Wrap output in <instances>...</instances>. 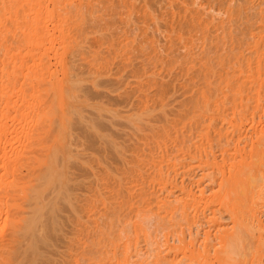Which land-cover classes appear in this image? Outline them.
Masks as SVG:
<instances>
[{
	"label": "rangeland",
	"instance_id": "1",
	"mask_svg": "<svg viewBox=\"0 0 264 264\" xmlns=\"http://www.w3.org/2000/svg\"><path fill=\"white\" fill-rule=\"evenodd\" d=\"M4 1H5V4H9V2H10L9 5L11 6V1L14 4V2L16 0H11V1L10 0L9 1L3 0V2ZM20 1H21V3L19 2L20 5L18 4V0L16 1L17 3L15 2L16 5L14 4L15 5L14 7L16 8V10L22 9V11L21 10L19 12L17 11L19 13V15H18L19 17H17V16L14 17L15 14H11L12 12L8 9L7 13L3 12V13H6L7 15L5 14L6 16H4V17L2 15V17L4 19L1 18L3 21H1V23H0V29L3 30V31L0 30L1 31L0 32V39H1L0 45H2L0 47V48H2V50H0V68H1L0 69V82L5 83V84H3V83L2 84L6 87V89H5V87L0 83V85L3 86V87L0 86V126H1L0 127V136H1L0 137V144H1L0 145V182L4 181V179L7 181V182L4 181V184H2V182L0 184V185H2V186H0V196H1L0 198L2 199V200L0 199L1 200L0 201L1 202L0 203V205H1L0 206V210H1L0 211L1 212V214H0V264H26V263L27 264H119V263L120 264H179V263L180 264H264V231H263L264 227L261 229L259 228L257 230L256 229V228H258L257 222L255 223V226L257 225V227L254 228L255 230H253V228L251 229L249 227H246L247 232L244 233V231H246V230H244L245 227H242V230H241L242 234L244 236L246 235V238L248 237L247 241L245 242L246 246H244L247 249L245 248L242 250L243 247H241L240 248L241 251L240 252L238 251L239 253L237 252V254H235L236 253L235 252L234 255H236V256H233V257L232 256L228 257V255L227 256L223 255V257L218 258L216 256V251H219L220 249H222L221 248L222 245H220L221 240H218V239L222 238L224 236L223 234H229L232 232H236L235 227L237 226V224H236L235 219L233 218L232 212H235L236 214L240 215L242 220H245V223L248 222V217H250V214L247 213V211H248L247 197L242 193L240 196H234L232 198V195H231V198H226V191L238 190L239 185L238 184L236 185L235 183H233V180L238 176H244V177L247 176L248 174H250V170L254 172V169H255L257 172H259L258 174L260 175L261 180L263 181V179H264V165L262 166L260 164L258 166V163L254 162L253 158H252V155L255 151V147L257 146V144L259 143V141L262 139V136H263L260 133L261 132L260 129H262V126H264V114H263V112H264V101L261 100V102L258 103V102H256V99L255 100L252 99L249 103L245 102V101L243 103H241L240 101H241L242 96H240V95L237 99V100H239L240 106L237 104H234V102L230 101L231 103L229 102L230 104L228 103L229 105L227 106V111L229 110L230 112H227V114L231 115L230 116L231 118H233L235 116L234 113L238 114L237 117H239V114H241V115L243 114V116L247 115L248 120L246 118L245 122H243L241 124L242 129H243L242 130L243 136H241V135L240 136H234L230 133L232 136L231 135L225 136L226 138H223L225 141H223L222 139L220 140L217 136H214V139H215V137H216V139L213 141V137H212V140L210 139V142H207V140H203L201 142L202 138L199 136L198 139H196L197 137L192 138V139H194V142L189 140L192 144L190 142H188V144L186 143L187 141H185V140H186V138L189 139V137L185 136L186 138H185V140H183L185 142V144H187V145L191 144L190 145V152H188L189 150L187 148L189 146L185 148L184 147L185 144L182 145V147H180L181 145H179L182 143V142L179 143L182 139L179 140V142H177L180 137L176 139L175 138L176 135L174 136L173 135L174 133L172 134V131H168L170 133V136L172 134L174 138L170 137L169 139H171V140H169L168 137L164 138L166 136H169L168 135L169 133L168 134L166 133V136H165V132H163V130L167 129V126H168V129L171 130L170 128L173 127L176 120L179 119L178 115H181L184 111L186 112V110H184L182 112L183 108L185 109L184 104L186 106V103L188 101V99L186 100V98H188L191 95V93L193 92L192 89L190 90V88L188 90V87H190L188 84H190V82H193L194 79H196V77H195L194 79L191 80V76L196 74V70H194V69H197L199 64L194 66L197 68H192V66H191L190 68L192 70H190L188 67H187L188 69H186L185 67H182V66L176 64L175 66L174 65L170 66V68H171L170 70H172L171 72L166 71L167 68L165 69V67H163L164 68V70H163L162 65L159 66L160 70L158 68L156 69L154 67L155 69H150L151 71L149 70L148 73H146V72L143 73L145 71L144 70V71H142L141 74H139L142 69L137 70L136 68H134V70H135V72H134L133 68L126 66L127 65L126 62L128 60L129 61L133 60L134 63L136 62L138 65V63H140L142 60H145V59L147 60L148 58H145V59L142 58L145 56L144 55L142 56L141 51H139V53H138V51L129 53V52H126V50H124V51L119 50L120 53L117 55H120L122 57L121 59L118 58L117 55H114L111 52V50H112L111 48L115 47L118 44L115 47L118 49L120 45L123 46V44H124L121 41V39L122 40L124 39L123 37L121 38L119 36H115V38H111V37L109 38V36H111L113 34L115 35L117 33L116 30L113 31V29L115 27H113L111 32L110 31H106V32L102 31V32H95L94 33L95 35H93V33H91L89 35V37H88L89 39L87 38V41H86L87 44L85 43V45L84 44L83 45L89 46V48H90V45H92V47L95 46L94 48L97 47V50L96 49L94 50V48L91 47L92 52L90 53L89 48L87 49V47H84V48H86V51L88 50L87 52L83 51V53L86 54L85 55V54H82V52H78L79 50L77 48V45H74L75 48L73 47L74 49L72 51H75V53H77V54H75V53L73 54V52H72V54H70L71 55L70 56L71 62L74 63V64L72 63L73 64L72 68L74 71V72L72 71L73 72L72 74L77 73L76 75L75 74L74 75L77 76L79 74L78 75L79 78L81 77L80 78L81 79L80 86L83 88V90H81V93H83V94L85 93L84 97L86 96V99H88L82 105V108L84 110L82 108H81L82 111L80 110L82 114L84 113L83 115H85L86 120L83 121L81 119L82 121L80 122V118L76 113L72 115L73 116L72 118H74V119L69 120L67 124L70 125L72 122V125H73V127H72V125L69 126V132L71 131L70 136H72L71 139L69 137V140L71 141V144H72V146L70 145L71 146L70 149L72 148L71 151L73 152L74 155L72 158H70L71 159L70 161H64L63 157L60 158V156H62V155H59V157L57 159L59 162L56 161V165L58 164L60 167L61 164H63V163L66 164L67 162H70L69 164L67 163L68 164L67 166L70 167V169L68 171L69 174L67 173L69 175L68 176L69 177L68 178L69 184L67 182L66 188H70L71 192L74 191L73 193L76 196L75 199H73L72 202L67 200V196H66L67 189L66 188L64 189V187H63V192L58 193L59 189L61 188V186H60L61 183L57 179V180H55V182L54 181L50 182L47 185V187H45L44 202L48 205L45 204L47 207L46 206H45V208L43 207V210H41V212H35V210L30 208L32 210L31 211L28 207L29 204L26 205L27 202H25V204H24V205H26L25 207H27L25 209V211L27 212L26 213L27 215L26 214L21 215V212L20 213L14 212L12 210V207L10 206L13 203L12 198H14V196H16V194L18 195V193H17L18 190L16 191V189L14 188L15 191H13L14 189H13L12 183H14V182L16 183V181H17V183H23V185L25 183V185H26V183L33 182L34 178L37 176L44 177L43 176L44 173L49 171L45 165L43 166V164H42L41 166H39L36 164V163L40 162L39 159H41V161H42V159L46 158V157H42V156H44L48 153V152L46 153L47 148L50 149L51 145L54 142V137L50 136V133H53V130H51L52 131L51 132L50 128H49L50 133L48 130H46V132H47L46 135L49 134L50 138H48V136L46 137V135H42L43 132H40L41 129L38 130L39 125H38L37 119H39L38 117L40 116V114H42V111L44 110V106L45 105L49 106L50 102L52 100V97L50 98L49 94H47V96L44 95L46 93L51 94L52 91H49L48 89L47 90L49 92L47 90H44L43 86H41V84H40L41 87L39 86V88H36V87H38L39 84L33 85V83L36 82L35 80H37V78L39 77L38 74L40 73L39 72L40 70L38 67L41 66V69L43 67L42 63H41L42 65L39 64L40 60L44 62V60H43L44 56L42 59V56L39 55V53L41 51L45 50L46 53L44 52L43 54L44 55L46 54V56L48 57V59L45 57L48 60V62H47L48 69L50 71L52 69V71L54 72V70L57 68L56 69V71H57L56 75L60 79V80L59 79L58 80L61 81V83L66 82V75L64 73V70L61 67L63 65H61V66L59 65V64H61V62L59 60V59H61L60 57L62 56V58H64L63 54L65 56V53H63L62 47L65 46L64 43L66 41L64 42V38L61 37V39H60V36H59L60 28H63L64 25H66L63 22L65 20V18H63L64 20H62V23L64 24L63 26L61 24L62 27L59 26L60 24L58 23L59 24L58 26L60 27L59 30L57 29L58 26H57V28H56V26L54 27V25L56 23L54 24L53 22H49V24H48L49 31L47 30V32H49V34H50L49 37H51V35H52L53 38L51 37L52 38L51 41H50L51 38H49V39L46 38L47 43H48V40H49V42H52V43H48V45H47L46 40L44 42L43 34H41V33H39L41 35L38 34V32H40L39 29H38V31H37V29H34V30H36L35 32H37L36 34H38V35H34L33 31L31 30L33 27V25L31 26V24H30L31 19L34 20V18L37 15V12L34 11L35 6H36V5L33 6L34 1L32 0L33 2L30 3L31 1L27 0L29 2L28 4L31 6V8H34V9L31 10L30 7H27V11H25V12H24V10H26V5L28 6L27 1L26 0L25 1L20 0ZM39 1L36 0V3ZM45 1L41 2V3L42 4L44 3L43 5H45V3H46ZM47 1H48V3H46V7L43 6V8L45 9L49 6V8L53 11V7H54V5H52L53 2L51 3V1H49V0H47ZM108 1H110V0H108ZM239 1L240 0H238V1L230 0L229 4L233 3L234 5L237 6L240 3ZM1 2L2 1L0 0V8L2 7V4H4L3 2L2 3ZM22 2H24V3H22ZM110 2H115V1L112 0ZM116 2H117V0H116ZM119 2H120V0H119ZM211 2H214L215 3L214 5L218 6L217 0H212ZM25 3H26V5L24 6ZM98 3L100 4L99 1H98ZM98 3H97V5H98ZM117 4H119V3L117 2L116 5ZM226 6H228V5H226ZM230 6H232V5H230ZM239 6H241V3H240V5H238V7ZM246 6H244V7H246ZM248 6H249L248 8L244 9L245 11H247L246 13L243 10V12L241 11L242 13H239V14L237 13V16L235 14L236 19H234V22H235V20L236 21L241 20V19L237 20L239 15L240 16L242 15L241 16L242 19H243V17H246V18H244L245 20L244 19L241 20V22H239L240 24L239 23L235 24L236 22L235 23L232 22V24H234L233 26L237 25L236 28L238 27L237 29L235 27H233L232 31L235 32V30H236V33H238L239 31H241V30L243 31V29H244V32H246L247 34L248 33L251 34L252 32L254 34H258L261 31H263V29H264L262 24H259V23H258L259 25L255 24L257 30H253V29H255V28H253L251 30L252 32H250L249 31L250 28H247L249 25L246 26L247 24L245 22L248 23V21L250 19L252 22L254 20L260 19L259 17H261L262 19L264 18L263 17L264 14H261L264 12V0H255V1L251 2L250 4H248ZM22 7H24V8H22ZM117 7H118V5H117ZM222 8H224V7H222ZM228 8H230V7L228 6ZM228 8L226 7V9H228ZM100 9H101V7L99 8V10ZM237 9L239 10V8H237ZM247 9H249V10H247ZM29 10H31V12ZM96 10L98 11V9H96ZM117 10H118V8L116 9V11ZM221 10L223 12L227 11L228 13L227 12L223 13L221 11L222 17L220 16L221 17L220 19L226 20V18H227V21H228V19L230 20L231 16H230V12L228 11L229 9L228 10L221 9ZM28 11L31 14L27 15ZM61 11L65 12L64 7L61 9ZM116 11H115V9L114 10L108 9V10H102L101 11L102 14L104 13L103 15L100 12L99 13L97 12V13L100 16H105L106 19H109L108 22H111V24L109 23V25H111V26H114L116 24H117V26H120V27L124 26V24L130 26L138 18V16H137L138 14H136L135 12L130 13L132 11L131 10L129 11V9L127 10V12H126V10L124 11L123 9H121V11L119 10L120 14H117V13L115 14ZM122 11H124V12L122 13ZM258 13L261 14V16H259ZM98 14H97V16H98ZM223 14H225V15H223ZM24 15L30 17L31 19L26 17V16L24 17ZM38 15H40L39 12H38ZM38 15H37V17H38ZM9 16H12V17H9ZM21 16L24 19L26 18L25 20L27 22L30 20L29 24L31 26V29L28 26L27 22ZM228 16H229V18H228ZM256 16H258V17L256 18ZM20 17H21V19H20ZM249 17H250V19H249ZM6 18L9 21H7ZM246 19H247V21H246ZM16 21H18V22H16ZM22 21H24V22H22ZM59 22H61V21H59ZM256 22H258V20ZM10 23H11V25H10ZM23 23L25 24V26ZM249 23H250V21H249ZM254 23H255V21L253 23H250L251 26ZM244 24H246L245 27L243 26ZM19 25H20V27H19ZM7 28H9V30H7ZM14 28L16 31L14 30V32H13ZM4 29H5V31H4ZM29 29H30V33H28ZM41 29H42L41 30V32H42L44 28H41ZM46 29H45V31H46ZM116 29H117V27H116ZM246 29H248V31ZM17 30H18V32H17ZM25 31H27V33ZM242 31L238 33L239 35L238 34H236V35L240 36L242 34ZM103 33H105V34L103 35ZM110 33H113V34H110ZM246 33H245V35H247ZM5 34H6V37H5ZM27 34H29V35L33 34V35H31L32 37L34 36L33 39L29 35L27 37ZM106 34H108V38L106 37L107 36ZM249 34H248V36H251V37H248V39L251 38L250 40L251 41L253 40V41L251 42L248 39L245 40L246 43L248 42V45L245 47L246 49H244L245 53L248 52L247 49L250 48V47L248 48V46H250L251 43L258 41V38L256 40V38L255 39L253 38L252 34L251 35H249ZM36 36H39V37L42 36L43 40L40 37V41L42 40L44 42L43 43L41 41L43 45H41V44L39 45L40 41H39V39H36ZM105 38H107V39H105ZM80 40H82V39H80ZM80 40H78V41L80 42ZM219 40L221 42L222 39H218V41ZM223 40H224V38H223ZM37 41H39V42H37ZM109 41H110V43H109ZM111 41H113V42H111ZM159 41H162V39H159ZM225 41L226 40H224V42L223 41L222 42L224 44H226ZM10 42H12V43H10ZM162 42H164V41H162ZM249 42H251V43L249 44ZM45 43L47 45L46 46L47 48L45 47ZM80 43H82V42H80ZM50 44H52L51 45L52 47L50 46ZM134 44H136V43L134 42ZM253 45H252V47H253ZM99 47H102V48L100 49ZM109 47H110V49H109ZM43 48H45V49L43 50ZM76 48H77V50H76ZM226 48L227 47L225 46L223 49L226 51L228 49V48L227 49ZM40 49H41V51H40ZM56 49H58V50H56ZM119 49H121V48H119ZM55 50H56V52L54 53ZM58 51H60V53ZM96 51L99 53L101 51L102 55L97 53ZM196 51H198V50H196ZM93 53L95 54L94 56H93ZM121 53H122V55H121ZM124 53L126 54V56L123 55ZM195 53L196 52L194 51V54H193L194 58L196 56H198L195 58L196 61L197 60L202 61L201 59L204 58L203 55L201 56L200 52H197L196 54ZM224 53L226 54L227 52H224ZM55 54H57V56L60 55L59 59L56 57ZM161 54L164 55V53H161ZM246 54H249V53H246ZM163 55H161V56H163ZM3 56H4V58H3ZM109 56L117 57V59H116L117 60L116 65L117 66L113 65L112 69L104 70V73L106 72L105 74H103V71H101V73L100 72L98 73L97 72L98 66L96 67V64H93L94 63L93 61L97 58L99 60L105 59L108 62V61H111L113 59ZM66 57L69 58L68 54ZM107 57L111 58V60H109ZM123 57L127 58V60H125V58H123ZM86 58H87V60H86ZM67 59H64V60H67ZM92 59H93V61H92ZM122 59L125 60L126 64H122L123 61L120 62ZM165 59H166V57H165ZM89 61L90 62L92 61L93 65L88 64ZM150 61L148 60V62H150ZM3 62L5 63V65ZM63 62H65V61H63ZM143 62L144 61H142V63ZM152 62H154V60ZM38 64L40 66H38ZM64 65H65V63H64ZM92 68H94L96 70L94 71V69H92ZM15 70L17 71L16 72L17 74L15 73V77L17 75L16 79H18V80H15L16 82L14 83V85H16L15 86L16 88L14 86L11 87V84H10V86H9L10 91H11L10 92L9 88H8V85H9L8 81L9 80L5 77V75H7L8 71L13 72ZM62 70H63V72H62ZM136 71H138V72L136 73ZM192 71H195V72L193 75H190L192 73ZM95 72H97V73H95ZM93 73H94V75H93ZM187 75H189V76H187ZM95 78H96V80L94 81ZM157 79H158V81L156 83ZM263 79H264V77H263ZM17 81L19 82V84L17 83ZM185 83L188 85V87H186L187 85ZM156 84H157V86H156ZM11 88L13 91L11 90ZM184 89H186V90H184ZM145 90H147V91H145ZM227 90H228V88H224V86H223V91H227ZM1 91L2 92L4 91L3 93H5L6 95L3 94ZM36 92H37V94H36ZM7 93H9V94H7ZM163 95H166L167 98L169 97V99H167V102L169 101L168 104H165V103H167L166 101L165 102L161 101V97ZM224 96L226 97V95H224ZM228 97L230 100L233 99V94L228 95ZM263 100H264V98H263ZM167 105H168V107H167ZM235 105L238 106V109ZM246 105H249V106H246ZM48 106H46L45 108H47ZM258 106L260 109V111H259L260 114L258 113L259 115H256L257 117L255 119V117L252 115L251 112L252 111L254 112V109ZM179 112H180V114H179ZM74 115L76 118H78L77 120L74 117ZM182 115H186V114L183 113ZM251 115L259 123H257V121H256L255 124H252L254 119ZM262 115H263V117H262ZM186 116H188V115H186ZM188 117L192 118V116H190V115ZM135 118H137L138 120L140 119V120L138 121ZM249 118L252 120H250ZM168 119L171 122L170 123V126L172 125L171 127L169 126V121H167ZM89 120H91V122H93V123H91ZM73 121L76 124H74ZM85 122H87V123H85ZM172 122L174 124H172ZM84 123H85V125H83ZM4 124H5V126H4ZM256 124H258L257 126L258 127L260 126V128H258L257 126L255 127ZM91 125L94 127H97V130H96V128H93ZM252 125H253V127H252ZM155 126L159 129V137L157 136V140L159 141V145L157 146L156 145L157 143L156 144L154 143L155 145H153V146H155V147H153L150 145H151L152 140L154 139V137H152V135H153L152 128ZM6 127L9 130L8 133L6 131L7 130ZM163 127H164V129H162ZM178 127L182 128V126H180V125H178ZM219 127H220V125H219ZM73 129H74V131H72ZM90 129H92V130H90ZM257 129H259L258 132H257ZM161 130H162V132H161ZM3 131H5L6 133H4ZM97 131H99V132H97ZM228 132H230V131H228ZM43 136H44V138L46 137L45 138L46 140H47V138L49 141L52 139V141H50L51 143H49L47 140V142L49 143V147H47L46 150H44L45 147L43 150L39 149V147H40L39 145L43 143L40 141H42V139L44 140ZM181 137L184 138V136H181ZM260 137H261V139H260ZM150 138H152L151 141H150ZM67 139H68V137H67ZM46 140H44L45 143H46ZM155 140H156V138L154 139V141ZM218 141L219 142L223 141L222 143L225 145H223L221 143L223 145V147H221L222 145H220V143ZM153 142H152V144H153ZM206 142L208 143L209 146H207ZM145 143H149L150 145H147ZM194 143L197 146L192 148L193 151H191L192 150L191 146L192 147L195 146V145H193ZM37 144H39V145H37ZM141 145H142V147H141ZM46 146H48V145H46ZM143 146H144V148H143ZM148 146L152 148V149L149 148L152 152L147 150ZM177 146L179 148H181V150L179 148L177 150V148H176ZM183 147H184V149L188 150L186 153H184V151L181 152L182 150H184ZM211 147H213V148H211ZM40 148H42V146ZM160 148L161 149L163 148V149L161 150ZM173 148H175L176 150L175 149L173 150ZM206 149L208 151H206ZM194 150H195V152L200 150L199 152L202 154H200L199 152L195 153ZM180 153L181 154L183 153V154L180 155ZM203 153H204V155H203ZM59 154H61L60 151H59ZM194 154H196V156ZM186 155H188V156H186ZM191 155H193L194 157H192ZM75 156H77V157H75ZM184 156H186V157H184ZM139 158L141 159V161ZM208 158L210 160L212 158L213 162H215L217 160V162L220 164L219 167L221 166V168L219 170H216L213 167H212L213 169L211 167H210L211 169L206 167V164L203 166V164L209 160ZM60 159H62V160H60ZM151 159H153V161ZM202 161H203V163H202ZM19 163H21V164H19ZM28 163H30V165ZM32 163L34 166L30 167L32 165ZM153 163H155V164H153ZM171 163H173V164H171ZM38 164H40V163H38ZM35 165H37V166H35ZM58 165H57V167H58ZM135 166H137V168ZM156 166H157L159 171H157L155 169ZM172 166H174V167H172ZM40 167H45V169L43 168L44 170H42ZM251 167H253L254 169ZM37 169H39V170H37ZM161 169L164 172H162ZM154 170L156 171V173H155L156 176H154V172H155ZM160 170L163 174H165V175L168 174V176H166L167 179H168V177L170 178L172 176L171 179L174 178L173 180L178 181V183L182 182L181 184L192 189L193 193L196 195L195 198L188 197L187 195L183 194L182 190L180 191V189L175 190L174 187L173 188L171 187L172 185L170 183L168 185L169 191H167L168 189L166 188V186H167L166 182H171V181L170 180L166 181L165 179H163L166 182L161 180L162 182L160 183V178L158 179V176H157V174L159 175ZM35 171L40 175H36L37 173ZM38 171H40V173ZM43 171H44V173H43ZM256 171H255V173H256ZM139 172H140V174H139ZM253 172H251V173H253ZM42 173H43V175H41ZM146 173H147V175H146ZM109 174H111V176H109ZM165 175H162V177L163 176L165 177ZM251 175H253V174H251ZM174 176L176 177V179ZM111 177H113L114 180H117V178L120 179L122 184L125 183L124 186H120V188L122 187V190L120 189V192H119L118 186H116L117 184L115 185V181H112ZM153 177H155V179H156V180L154 179V181H157V179H158L159 183H158V181L154 182V184L151 183V181H153V179H152ZM159 177H161V173H160ZM140 179H142V180H140ZM98 182H99V184H98ZM156 183H157V187H156ZM163 183L166 184L165 186L163 185V187H165L167 189L166 191L169 192L170 199L171 198L173 199V197H175V199H177L183 206L186 205L187 203H189L188 204V207H189L188 213L189 214L186 212L188 214L186 217H188L190 219L186 218V220H184V218H183L184 216L182 217L181 214H179V215L177 214L175 220L176 219L178 220L179 218L180 219L176 222H173V223H175L173 225L174 227L167 225V227H165V228L163 227V228L159 229L160 211L158 210L159 205H156V204H157V202H158V204L160 202L162 204L165 202V200L168 201L167 199H169L168 195H165V194H167L165 189H164L165 192L162 191L163 189H161V192H159L160 191L159 188H163L160 186V184L162 185ZM3 185H4V187H3ZM92 185L95 188H93ZM152 185H155V188ZM169 186L172 188L173 191L171 190V188H169ZM221 188H224L222 192H221ZM124 189H126V190H124ZM145 189L146 190L148 189L147 190L148 192L151 191V194L154 193V195L158 196V197H159V194H160V196H161V194H163L162 196L164 197L163 199H165V200L162 199V196L160 199H162L163 201L158 200L157 202H153L154 200L151 201V198H149V197H148V199H146V197L143 198L142 194H141L142 192H140V191H143V190L145 191ZM170 190H171V194L174 193L173 197L170 194ZM122 191L124 193H126V196ZM11 192L13 193V195ZM100 192H101V195H103L102 197L99 195ZM110 192H112V193H110ZM118 192H119V194H118ZM57 193H58V195H57ZM120 193H121V195H120ZM122 193L124 195H122ZM121 196H123L124 198ZM4 198H6V199H4ZM10 198L12 200H10ZM5 201H7V202H5ZM9 202H12V203H9ZM198 203H199V205L196 206ZM223 203L227 204L229 208H223L224 206L221 207V204H223ZM99 204H103V205H100V207H99ZM71 205H73V206H71ZM227 205H225V206L227 207ZM91 206H94V207H91ZM259 206H261V207H259V214H258L259 219L261 220L260 222H262L261 224L264 225V203H263V205L260 204ZM90 207L92 208V211H91ZM197 207H198V209H197ZM88 209H89V211H88ZM161 212H162V214H160V215H162V218H165L166 213H164V210ZM179 213H182V212H179ZM24 215H26V216H24ZM180 215L183 219L180 217ZM39 216L42 217V219ZM22 217L24 218L23 224H24V222H26L24 226L22 225V223L16 222V221H20L18 219H22ZM216 219H217V222H215ZM28 220H31L33 222V224H29ZM14 221L17 223L16 226L14 225L15 229L12 227ZM34 221H35V225H34ZM168 221L169 220H167V222ZM20 222H22V220ZM100 222H101V225H100ZM170 222L172 223L171 220H170ZM112 223L115 226H113ZM102 225L106 226V229L104 228L105 230H103L102 227H104V226H102ZM16 227L18 228V230ZM101 228H102V230H101ZM124 228H125V231H124ZM12 229H13V232H12ZM116 229L117 230L119 229L118 230V233H120L119 236L122 237V239H124V241H121L122 239L118 240L119 241L118 245H120L123 242V244L125 246V244L129 243V240H130V243L127 244L131 247V250L130 249H129L130 251L128 250V255H125L124 247L122 244L120 246H117V248H116L114 246V244L111 243V239L112 240L115 239L118 235V233H116V231H117ZM250 229L252 232L248 231ZM93 230L95 231V233ZM107 230H108V232H106ZM113 230H115V232ZM113 232H114V234H113ZM124 232H126V236H128V237L123 236V235L121 236V234H124ZM103 234H105V236ZM149 234H151L150 237H149ZM249 234H251V235H249ZM18 235H19V237H18ZM114 235H116V237ZM100 237H102V238H100ZM125 238H127V239H125ZM128 238H129V240H128ZM205 238L206 239L210 238V239H208L209 241L207 240V242H206ZM117 239L118 238H116V240ZM181 239L182 240L185 239V241L189 244V246L191 243L194 244V241L196 239V241H195L196 242L195 247L197 250L196 253H198V254L201 253L202 255L201 254L200 255L203 257H201V256L197 257L196 256V258H194L195 256H192V258H193L192 259L189 256V257L185 258L183 253L180 254L181 251H175V252L172 251L171 252L169 250V244L170 245L172 244L173 246H176V247H180L182 243H180L179 240H181ZM249 239H250V241H249ZM166 243H168V245ZM159 244L162 247V248H160L161 249V255L164 257V259H166L163 262H159V260L157 261L156 255L159 252V248H158ZM206 244H208V245H206ZM2 245H4V246H2ZM134 245L136 247H134ZM162 245H164V246H162ZM216 249H218V250H216ZM100 252H101V254H100ZM106 253H108V254H106ZM177 253H178V255H177ZM119 254H122V255H119ZM124 258H126V260ZM4 261L5 262L8 261V262L5 263ZM123 262H125V263H123Z\"/></svg>",
	"mask_w": 264,
	"mask_h": 264
},
{
	"label": "bare ground",
	"instance_id": "2",
	"mask_svg": "<svg viewBox=\"0 0 264 264\" xmlns=\"http://www.w3.org/2000/svg\"><path fill=\"white\" fill-rule=\"evenodd\" d=\"M2 2H3V0H1ZM7 1H9V0H7ZM11 1V0H10ZM17 1V0H16ZM15 1V2H16ZM23 1V0H22ZM25 1V0H24ZM27 1V0H26ZM31 2L30 3H32L33 1H34V4H33V6L34 5H36L35 6V10L34 11H36L37 12V15H38V12L40 13V15H38V17H37V15H36V17L34 18V20L33 19H31L30 17H28V16H26V15H24V17L26 16V17H28V18H30L31 19V26L33 25V27H32V29H31V26H30V24H29V21L27 22L22 16V18L27 22V24H28V26L30 27V29L33 31V34L34 35H38L39 33H41V34H43V38H44V42H45V40H46V43H47V39L46 38H53V36L51 35V37H49L50 36V34H49V32H47V30L49 31V29H48V24H49V22H53L54 24V27L56 26V28H57V26L59 25V26H61V24H62V26L64 25V24H66V25H64V27L63 28H60L59 26H58V30H59V28H60V34H59V36H60V39H61V37H63L64 38V44H65V46L64 47H62V49H63V53H65V56H64V54H63V57L64 58H62V56L60 57L61 59H59V56H57V54H55L56 55V57L60 60V62H61V64H59L60 66L61 65H63V66H61L62 67V69L64 70V73H65V75H66V82L65 83H61V81H59L60 79L58 78V76L56 75V69L54 70V72L52 71V69H51V71L48 69V66H47V62H48V57L46 56V54L44 55L43 53L45 52V48H43V50L44 51H41V49H40V53L42 54H40L39 53V55L40 56H42V59H43V56H44V62L43 61H41L40 60V65H42L43 67H42V69H41V66L38 64V66H40V67H38L39 68V77L37 78V80H35L36 82L35 83H33V85H36V84H39L38 85V87H36V88H39V86H40V84H41V86H43V89L44 90H49V91H52V93L50 94V93H46V94H44V95H46L47 96V94H49L50 95V98L52 97V100H51V102H50V105L48 106V105H45L44 106V110L42 111V114H40V116L38 117L39 119H37L38 121V125H39V128H38V130H40L41 129V131L40 132H43V134L42 135H46V130H48L49 131V128H50V131L51 130H53V133H50V131H49V133H50V136L52 137H54V142H53V144L51 145V147H50V149L49 148H47V147H49V143H51L50 141H52V139L49 141L48 140V138H50L49 137V134L48 135H46V137L48 136V138H47V140H48V142H47V140L44 138V136H43V138H44V140H46V143H45V141L42 139V141H40V142H43L42 144H37V145H39L40 147L42 146V148H40L39 147V149H44V147H45V149L44 150H46V148H47V150H46V155H44V156H42V157H46V158H44V159H42V161H41V159H39V161L40 162H38V163H40V164H38V163H36L37 165H39V166H41L42 164H43V166L45 165L46 166V168L49 170L48 172H46V173H44V171H43V173H44V175H43V173L41 174V175H43L44 177H41V176H37V177H35L34 178V180H33V182H29V183H26V185H25V183H24V185H23V183H17V181H16V183L14 182V183H12L13 185V189L15 188L16 189V191L18 190V195L16 194V196H14V198H12L13 199V203L12 202H9V203H12V205H10L11 207H12V210L14 211V212H21V215L22 214H26L27 212L25 211V209L27 208V207H25L26 205H28V207H29V209L30 208H32L33 210H35V212H41V210H43V207L45 208V206L46 205H48V204H46L45 202H44V192H45V187H47V185L50 183V182H55V180H57L58 179V181L61 183L60 184V186H61V188L59 189V191H58V193H61V192H63V187H64V189L67 187V182H68V184H69V181H68V174H69V169H70V167H68L67 165L70 163V162H67L66 164L65 163H63V164H61V166L59 167V165H58V167H57V165H56V161H58L57 159H58V157H59V155H62V156H60V158L61 157H63V160L64 161H70L71 159L70 158H72L73 157V152L71 151V149H70V147L72 146V144H71V141L69 140V137H70V139L72 138V136H70L71 135V131L69 132V126H71L72 125V122H71V124L70 125H68L67 123H68V121L69 120H73L74 118H72L73 116V114H77L78 116H79V118H80V122L83 120H86V117H85V115H83L82 113H81V111H82V105L88 100V99H86V96L84 97V94L83 93H81V90H83V88L80 86V82H81V77L79 78V74L77 75V76H75L74 74H72L74 71H73V62H71V59H70V54H72V52H73V54L75 53V51H72L75 47H74V45H77V48H78V52H82V54H85V53H83V51L85 52L86 51V48H84V47H87V49L89 48V46H84L85 45V43H86V41H87V38L89 37V35L91 34V33H93V35H95L94 33L95 32H102V31H104V32H106V31H112V29H113V27H115L114 29H113V31H115L116 30V34L114 35L113 33H110V34H113V35H111V36H109V38L111 37V38H115V36H119V37H123L124 39L122 40L121 39V41H122V43H124L123 44V46L122 45H120L119 46V48H121V49H117V48H115V47H113V48H111L112 50H111V52L114 54V55H117V54H119L120 53V51L119 50H126V52H136V51H138V53H139V51H141V53H142V56L144 55L145 57H142V58H148L146 61L145 60H142V61H144L143 63H142V61L140 62V63H138V65H137V63L135 62L134 63V61L133 60H128L126 63H127V67H131V68H133V70H134V68H136L137 70H141V72L139 73V74H141L142 73V71H144L143 73H148L149 72V70L150 69H159V66L160 65H162V69L164 70V68L163 67H165V69L167 68V70L166 71H172V70H170L171 68H170V66L172 65H180V66H182V67H185L186 69H190V70H192L190 67L192 66V68H197V67H194L195 65H197V64H199L198 65V68L197 69H194V70H196V74H194V72L195 71H192V73L190 74V75H193V76H191V80L192 79H194L195 77H196V79H194V81L193 82H190V84H188L190 87H188V85L186 86V87H188V90H189V88H190V90L192 89V93H191V95L188 97V98H186V100L188 99V101H187V103H186V106H185V104H184V107H185V109L183 108V110H182V112L184 111V110H186V112L184 111L183 113H185L186 115H190V116H192V118L190 117H188V116H186V115H178V117H179V121L181 122H179L178 120H176V122H175V124L172 122V124H174L173 125V127H171L170 126V120L168 119L167 121H169V126L171 127H169L171 130H169L168 129V126H167V129H164V127L162 128V129H164L163 130V132H165V136H166V133L168 134L169 132L168 131H172V134L175 136V138L177 139V138H179L178 139V141L177 142H179V140H181L179 143H181V144H179V145H181L180 147H182V145H184L185 144V142L183 141V140H185V138L186 137H189V139L188 138H186V140L185 141H187L186 143L188 144V142H190L189 140H191V141H193L194 142V139H192V138H195V137H197L196 139H198V137L200 136L202 139H201V142L203 141V140H207V142H210V139L212 140V137H213V141L216 139V137H215V139H214V136H217L220 140L222 139L223 141H225L223 138H226L225 136H227V135H234V136H243L242 135V123L243 122H245V119L247 118V115L246 116H243V114L241 115V114H239V117H237V115L238 114H236V113H234V117L233 118H231L230 116L231 115H229V114H227V112H230L229 110L227 111V106L231 103V102H234V104H237V105H239L240 106V103H239V100H237L238 99V97H239V95L240 96H242L241 97V103H243L244 101L245 102H250L252 99L253 100H255L256 99V102H261V100L262 101H264L263 100V98H264V79H263V75H264V29H263V31H261L260 33H258V34H254L251 30L253 29V28H255V29H253V30H257L256 29V26H255V24L256 25H259V24H262L263 25V28H264V18L262 19L261 17H259L260 19H257L258 20V22H256L257 20H254L255 21V23L254 24H252V26H251V24L250 23H253L254 21H252L251 22V19H250V17H249V21H250V23H249V21H248V23L247 22H245L246 24H244L243 26L245 27V25L246 26H248L247 28H250V32H252L251 34L253 35V38L255 39L256 38V40H257V38H258V41H255V42H253V43H251L252 41L250 40L251 38H249L248 39V37H251V36H248V34L246 33V32H244V29H243V31H242V34L240 35V36H238L239 34V32H241V31H239L238 33H236V30H235V32L234 31H232L233 29V27H235L236 28V26H233L234 24H232V22H234V19H236V17H235V14H236V16H237V13L239 14V13H242L243 12V10L245 9V8H248L249 6H248V4H250L251 2H253V1H255V0H240L239 2L241 3V6H239L238 7V5H240V3L236 6V5H234L233 3L232 4H229L230 3V0H217L218 1V6H215L214 4V2H211L212 0H120V2H119V0H117V2L119 3V4H117L118 5V7H117V5H116V0H114L115 2H110V1H112V0H110V1H108V0H49V1H51V3H52V5H54V7H53V11L49 8V6L47 7V8H43V6L44 7H46V3H48V1L46 0H40L41 2H46L45 3V5H43L39 0H37V1H39V2H37L36 3V0H30ZM98 1L100 2V4L98 3ZM232 1H238V0H232ZM1 2V3H2ZM14 2V1H13ZM15 2H14V4H15ZM19 2L21 3V1L20 0H18V4H19ZM4 4H2V7L0 8V23H1V21H3L2 19H4L3 17L4 16H6L7 14V11H8V9L12 12H10L11 14H15L14 15V17H19L18 15H19V11L21 10L22 11V9H19V10H16V8L14 7L15 5L12 3V1H11V6L9 5L10 4V2H9V4H5V1L3 2ZM17 3V2H16ZM22 3H24V2H22ZM29 2L27 1V4H28ZM50 3V4H51ZM97 3H98V5H97ZM236 3V2H235ZM13 4V5H12ZM228 5L230 8H228V6H226V5ZM20 5V4H19ZM23 5V4H22ZM21 5V6H22ZM26 5V3L24 4V6ZM48 5V4H47ZM101 5V6H100ZM230 5H232V6H230ZM234 5V6H233ZM246 6V7H244V6ZM229 9H226V7ZM17 7V6H16ZM27 7H30L31 8V6L28 4V6L26 5V10H24V12L25 11H27ZM64 7V11L65 12H62L61 11V9ZM101 7V11L102 10H108V9H115V11H116V9L118 8V10L115 12V14L117 13V14H120V11H121V9H123L124 11L126 10V12H127V10L129 9V11L131 10L132 12H130V13H133V12H135L136 14H138L137 16H138V18L136 19V21L135 22H133L130 26L129 25H126V24H124V26H122V27H120V26H117V24L116 25H114V26H111V25H109V23L111 24V22H108V20L109 19H106L105 18V16H100L98 13L100 12L101 13V11L99 10V8ZM222 7H224V8H222ZM20 8V7H19ZM22 8H24V7H22ZM108 8V9H107ZM225 9V10H228L229 12H230V16H231V18H230V20L228 19V21H227V18H226V20L225 19H220L221 17H222V10L221 9ZM237 8H239V10L237 9ZM252 8V7H251ZM250 8V9H251ZM18 9V8H17ZM32 9H34V8H31V10ZM45 11H44V10ZM50 9V10H49ZM96 9H98V11L96 10ZM31 10H29L30 12H31ZM120 10V11H119ZM247 10H249V9H247ZM18 11V12H17ZM29 11H28V13H27V15L28 14H31V13H29ZM124 11H122V13L124 12ZM222 11V12H221ZM236 11V12H235ZM240 11V12H239ZM242 11V12H241ZM3 12H6V13H3ZM8 12V13H9ZM63 14H62V13ZM98 12V13H97ZM106 12V11H105ZM119 12V13H118ZM227 12V11H226ZM226 12H223V13H226ZM244 12L246 13L247 11H245L244 10ZM3 13V14H2ZM9 13V14H10ZM65 13V14H64ZM110 13V12H109ZM228 13V12H227ZM6 14V15H5ZM26 14V13H25ZM97 14H98V16H97ZM102 14V13H101ZM104 14V13H103ZM102 14V15H103ZM244 14V13H243ZM259 14V13H258ZM261 14H264V12L263 13H261ZM261 14H259V16H261ZM2 15H3V17H2ZM106 15V14H105ZM112 15V14H111ZM223 15H225V14H223ZM13 16V15H12ZM12 16H9V17H12ZM136 16V17H137ZM221 16V17H220ZM242 16V15H241ZM241 16L239 15V17L237 18V20L238 19H241V20H243L244 18H246V17H243V19L241 18ZM245 16V15H244ZM21 17H20V19H21ZM112 17V16H111ZM235 17V18H234ZM248 17V16H247ZM258 16H256V18H257ZM264 17V16H263ZM2 18V19H1ZM63 18H65V20L63 19ZM228 18H229V16H228ZM252 18V17H251ZM7 19V18H6ZM11 19V18H10ZM15 19V18H14ZM119 19V18H118ZM247 19H246V21H247ZM12 20V19H11ZM62 20H64L63 22H64V24L62 23ZM241 20L240 21H236L235 20V24H237V23H239V22H241ZM245 20V19H244ZM7 21H9L8 19H7ZM59 21H61V22H59ZM5 22V21H4ZM11 22V21H10ZM16 22H18V21H16ZM22 22H24V21H22ZM66 22V23H65ZM243 22V23H244ZM3 23V22H2ZM7 23V22H6ZM9 23V22H8ZM12 23V22H11ZM11 23H10V25H11ZM59 23V24H58ZM125 23V22H124ZM259 23V24H258ZM24 24V23H23ZM22 24V25H23ZM240 24V23H239ZM4 26V25H3ZM8 26V25H7ZM24 26H25V24H24ZM27 26V25H26ZM61 26V27H62ZM239 26V25H238ZM242 26V25H241ZM10 27V26H9ZM19 27H20V25H19ZM22 27V26H21ZM44 28L43 29V31L41 32V28ZM116 27H117V29H116ZM240 27V26H239ZM6 28V27H5ZM47 28V29H46ZM238 28V27H237ZM236 28V29H237ZM262 28V27H261ZM12 29V28H11ZM17 29V28H16ZM27 29V28H26ZM25 29V30H26ZM30 29H29V32L28 33H30ZM34 29H37V31H38V29H39V31L40 32H38V34H36L37 32H35L36 30H34ZM45 29H46V31H45ZM0 30H2V29H0ZM7 30H9V28H7ZM14 30H15V28L13 29V32H14ZM247 31H248V29H246ZM3 31V30H2ZM4 31H5V29H4ZM16 31V30H15ZM28 31V30H27ZM27 31H25L26 33H27ZM1 32V31H0ZM8 32V31H7ZM6 32V33H7ZM17 32H18V30H17ZM20 32V31H19ZM35 32V33H34ZM5 33V32H4ZM9 33V32H8ZM24 33V32H23ZM32 33V32H31ZM245 33L247 34V35H245ZM256 33V32H255ZM33 34H31V35H33ZM41 34H39V35H41ZM48 34V35H47ZM105 33H103V35H104ZM236 34H238V35H236ZM251 34H249V35H251ZM15 35V34H14ZM25 35V34H24ZM23 35V36H24ZM28 35L29 34H27V37H28ZM31 35H29V36H31ZM107 36V38H108V34H106ZM58 36V37H59ZM243 36V37H242ZM245 36V37H244ZM3 37V36H2ZM5 37H6V34H5ZM16 37V36H15ZM32 37V36H31ZM34 37V36H33ZM33 37H32V39H33ZM41 38H42V36H40ZM40 37L39 36H36V39H39V41H40ZM57 37V38H58ZM224 38V40H226L225 41V43L226 44H224L223 42H224V40H223V38ZM18 38V37H17ZM43 38H42V40H43ZM52 38L50 39V41L52 40ZM107 38H105V39H107ZM11 39V38H10ZM29 39V38H28ZM31 39V38H30ZM35 39V38H34ZM80 39H84L83 41L82 40H80ZM89 39V38H88ZM120 39V38H119ZM159 39H162V41H164V42H162V41H159ZM218 39H222L221 40V42H220V40L218 41ZM246 39H248V40H250L251 42H249V44L251 43V45L250 46H248V48L249 49H247L248 50V52H246V53H249V54H246L244 51V49H246L245 47L248 45V42L246 43ZM1 40V39H0ZM12 40V39H11ZM41 40V41H42ZM55 40V39H54ZM63 40V39H62ZM78 40H80V42H82V43H80ZM39 41H37V42H39ZM40 41V43H39V45L41 44V45H43L42 44V42ZM218 41V42H217ZM223 41V42H222ZM43 42V43H44ZM54 42V41H53ZM107 42V41H106ZM111 42H113V41H111ZM115 42V41H114ZM134 42L136 43V44H134ZM1 43V42H0ZM3 43V42H2ZM10 43H12V42H10ZM46 43H45V47L48 45V43H52V42H49V40H48V43H47V45H46ZM109 43H110V41H109ZM108 43V44H109ZM133 43V44H132ZM84 44V45H83ZM87 44V43H86ZM254 44V45H253ZM8 45V44H7ZM10 45V44H9ZM12 45V44H11ZM38 45V46H39ZM52 44H50V46H51ZM83 45V46H82ZM115 45V44H114ZM113 45V46H114ZM252 45H253V47H252ZM2 45H0V47H1ZM227 47L226 49V51L223 49L224 47ZM42 47V46H41ZM44 47V46H43ZM52 47V46H51ZM74 47V48H73ZM92 45H90V48H89V51H90V53L92 52L91 51V49L92 48H94V47H92ZM111 47V46H110ZM110 47H109V49H110ZM8 48V47H7ZM47 48V47H46ZM77 48H76V50H77ZM100 49L102 48V47H99ZM98 48V49H99ZM97 50V47L96 48H94V50ZM99 49V50H100ZM108 49V50H109ZM0 50H2V48H0ZM11 50V49H10ZM56 50H58V49H56ZM56 50L54 51V53L56 52ZM98 50V51H99ZM196 50H198V51H196ZM246 50V51H247ZM38 51V50H37ZM88 51V50H87ZM86 51V52H87ZM102 51V50H101ZM101 51H100V53L99 52H97V53H99V54H101ZM110 51V50H109ZM119 51V52H118ZM194 51L197 53V52H200V54H201V56L203 55V57L204 58H202L201 60L202 61H200V60H197L196 61V57H198V56H196L195 58H194V56H193V54H194ZM227 52L226 54L224 53V52ZM250 51V52H249ZM39 52V51H38ZM59 53H60V51H58ZM5 53V52H4ZM14 53V52H13ZM46 53V52H45ZM58 53V54H59ZM89 53V54H90ZM96 53V54H97ZM108 53V52H107ZM110 53V52H109ZM161 53H164V55L163 54H161ZM195 53V54H196ZM224 53V54H223ZM67 54H68V56H69V58L68 57H66L67 56ZM75 54H77V53H75ZM111 54V53H110ZM132 54V53H131ZM184 54V55H183ZM246 54V55H245ZM10 55V54H9ZM12 55V54H11ZM62 55V54H61ZM86 55V54H85ZM95 54L93 53V56H94ZM98 55V54H97ZM102 55V54H101ZM100 55V56H101ZM113 55V56H114ZM121 55H122V53H121ZM123 55H125L126 56V54L124 53ZM161 55H163V56H161ZM198 55V54H197ZM2 56V55H1ZM91 56V55H90ZM111 57V56H109V57H111V58H113L112 60H111V58H108L109 60H111V61H106L105 59H97L96 57V59L93 61V59H92V61L94 62L93 64H96V67L98 68L97 69V72L99 73H101V71H103V74H105L104 73V70H107V69H112V66L114 65H116L117 64V57L118 58H122L120 55H117V57ZM47 59H46V58ZM164 57V58H163ZM165 57H166V59H165ZM168 57V58H167ZM194 59H193V58ZM3 58H4V56H3ZM69 60H68V59ZM93 58V57H92ZM106 58V59H107ZM123 58H125V57H123ZM64 59H67V60H64ZM84 59V58H83ZM141 59V58H140ZM165 59V60H164ZM58 60V61H59ZM86 60H87V58H86ZM125 60H127V58H125ZM125 60L124 59H122L120 62H122V64H126L125 63ZM148 60L150 61V62H148ZM154 60V62H152ZM63 61H65V62H63ZM73 61V60H72ZM85 61V60H84ZM92 61L90 62L89 61V63L88 64H92ZM39 62V61H38ZM46 62V63H45ZM82 62V61H81ZM88 62V61H87ZM138 62V61H137ZM4 63V62H3ZM42 63V64H41ZM45 63V64H44ZM50 63V62H49ZM58 63V62H57ZM56 63V64H57ZM63 63V64H62ZM64 63H65V65H64ZM73 63V64H72ZM92 64V65H93ZM119 64V63H118ZM4 65H5V63H4ZM46 65V66H45ZM15 66V65H14ZM50 66V65H49ZM56 66V65H55ZM95 66V65H94ZM117 66V65H116ZM51 67V66H50ZM91 67V66H90ZM95 67V68H96ZM140 67V68H139ZM155 67V68H154ZM169 67V68H168ZM188 67V68H187ZM82 68V67H81ZM1 69V68H0ZM92 69H94V68H92ZM169 69V70H168ZM177 69V68H176ZM18 70V69H17ZM63 70H62V72H63ZM96 69H94V71H95ZM160 70V69H159ZM162 70V71H163ZM185 70V69H184ZM33 71V70H32ZM73 71V72H72ZM93 71V70H92ZM151 71V70H150ZM153 71V70H152ZM189 71V70H188ZM12 72V71H11ZM11 72H9L8 71V73L10 74H8L7 73V75H5V77L9 80L7 83L9 84H7L8 85V88H9V86H10V84H11V87H15L16 85H14V83L16 82L15 80H18V79H16L17 78V75H16V77H15V73L17 72L16 70L15 71H13L12 73ZM19 72V71H18ZM97 72H95V73H97ZM109 72V71H108ZM107 72V73H108ZM134 72H135V70H134ZM138 71H136V73H137ZM165 72V71H164ZM155 73V72H154ZM159 73V72H158ZM173 73V72H172ZM17 74V73H16ZM34 74V73H33ZM59 74V73H58ZM85 74V73H84ZM93 75H94V73H93ZM109 75V74H108ZM14 76V77H13ZM81 76V75H80ZM187 76H189V75H187ZM13 78V79H12ZM19 78V77H18ZM92 78V77H91ZM97 78V77H96ZM96 78L94 79V81L96 80ZM36 79V78H35ZM59 79V80H58ZM155 79V78H154ZM190 79V78H189ZM20 80V79H19ZM7 81V80H6ZM157 81H158V79L156 80V83H157ZM1 83V82H0ZM3 83V82H2ZM1 83V84H2ZM17 83L19 84V82L17 81ZM3 84H5V83H3ZM2 84V85H3ZM2 85H0V86H2ZM4 86V85H3ZM2 86V87H3ZM40 86V87H41ZM145 86V85H144ZM156 86H157V84H156ZM223 86H224V88H228V90L227 91H223ZM5 87V86H4ZM81 87V88H80ZM97 87V86H96ZM152 87V86H151ZM155 87V86H154ZM161 87V86H160ZM16 88V87H15ZM162 88V87H161ZM185 88V87H184ZM3 89V88H2ZM5 89H6V87H5ZM96 89V88H95ZM187 89V88H186ZM186 89H184V90H186ZM4 90V89H3ZM11 90H12V88H11ZM27 90V89H26ZM47 90V91H48ZM9 91H10V88H9ZM13 91V90H12ZM15 91V90H14ZM35 91V90H34ZM48 91V92H49ZM145 91H147V90H145ZM164 91V90H163ZM2 92V91H1ZM4 92V91H3ZM2 92V93H3ZM11 92V91H10ZM39 92V91H38ZM150 92V91H149ZM164 93V92H163ZM173 93V92H172ZM227 93V94H226ZM3 94H5V93H3ZM7 94H9V93H7ZM12 94V93H11ZM36 94H37V92H36ZM233 94V99H229V97H228V95H232ZM6 95V94H5ZM52 95V96H51ZM148 95V94H147ZM159 95V94H158ZM172 95V94H171ZM224 95H226V97L224 96ZM263 97H262V96ZM11 96V95H10ZM83 96V97H82ZM41 97V96H40ZM158 97V96H157ZM175 97V96H174ZM9 98V97H8ZM159 98V97H158ZM173 98V97H172ZM171 98V99H172ZM262 98V99H261ZM85 99V100H84ZM148 99V98H147ZM160 99V98H159ZM158 99V100H159ZM167 99H169V97L167 98V96L166 95H163L162 97H161V101L162 102H167ZM50 100V99H49ZM149 100V99H148ZM172 101V100H171ZM231 101V102H230ZM12 102V101H11ZM230 102V103H229ZM47 103V102H46ZM45 103V104H46ZM169 103V101L167 102V103H165V104H168ZM229 103V104H228ZM140 104V103H139ZM146 104V103H145ZM171 104V103H170ZM169 104V105H170ZM237 105H235L236 107H237V109H238V106ZM244 105V104H243ZM46 106H48L47 108H45ZM164 106V105H163ZM246 106H249V105H246ZM167 107H168V105H167ZM235 107V108H236ZM82 108V109H81ZM234 108V107H233ZM230 109V108H229ZM81 110V111H80ZM84 110V109H83ZM232 111V110H231ZM260 109H259V106L258 107H256L255 109H254V112L252 111L251 113H252V115L255 117V119H256V115H259L260 114ZM233 112V111H232ZM231 112V113H232ZM235 112V111H234ZM262 112V111H261ZM71 113V114H70ZM257 113V114H256ZM259 113V114H258ZM179 114H180V112H179ZM233 114V113H232ZM263 114H264V112H263ZM251 115V116H252ZM252 116V117H253ZM74 117H75V115H74ZM140 117V116H139ZM251 117V118H252ZM254 117H253V119H254ZM261 117V116H260ZM262 117H263V115H262ZM76 118V117H75ZM133 118V117H132ZM138 118V117H137ZM137 118H135V119H137ZM78 118H76V120H77ZM82 119V120H81ZM167 119V118H166ZM250 119V118H249ZM254 119V121H253V123L252 124H255L256 123V121L257 120H255ZM138 120V119H137ZM140 120V119H139ZM138 120V121H139ZM247 120H248V118H247ZM250 120H252V119H250ZM79 121V120H78ZM90 122H91V120H89ZM69 122V123H70ZM79 122V123H80ZM252 122V121H251ZM73 123H74V121H73ZM83 123V122H82ZM85 123H87V122H85ZM85 123L83 124V125H85ZM89 123V122H88ZM91 123H93V122H91ZM138 123V122H137ZM168 123V122H167ZM178 123V124H177ZM257 123H259L258 121H257ZM36 124V123H35ZM74 124H76V123H74ZM31 125V124H30ZM37 125V126H38ZM88 125V124H87ZM178 125H180V126H182V128L180 127H178ZM219 125H220V127H219ZM244 125V124H243ZM258 124H256L255 125V127L257 126ZM4 126H5V124H4ZM92 126V125H91ZM1 127V126H0ZM48 127V128H47ZM72 127H73V125H72ZM71 127V128H72ZM87 127V126H86ZM93 128H96V130H97V127H94V126H92ZM99 127V126H98ZM141 127V126H140ZM156 127V126H155ZM153 127L152 128V133H153V135H152V137H154V139L156 138V142L154 141V139L152 140V138H150V141L152 140V142H153V144H152V142H151V145L149 144V143H145V144H147V145H150V146H153V145H155L156 143V145L158 146L159 145V141L157 140V136L159 137V129L156 127ZM159 127V126H158ZM252 127H253V125H252ZM258 127V126H257ZM7 128V127H6ZM145 128V127H144ZM258 128H260V126L258 127ZM143 129V128H142ZM231 129V130H230ZM256 129V128H255ZM4 130V129H3ZM90 130H92V129H90ZM151 130V129H150ZM234 130V131H233ZM261 130V135H263L262 136V139H261V137H260V141H259V143L257 144V146L255 147V151H254V153H253V155H252V158H253V161L254 162H256V163H258V166L261 164L262 166L264 165V126H262V129H260ZM7 133H8V128H7ZM72 131H74V129L72 130ZM142 131V130H141ZM140 131V132H141ZM228 131H230V132H228ZM259 131V129H257V132ZM4 133H6L5 131H3ZM52 132V131H51ZM97 132H99V131H97ZM161 132H162V130H161ZM160 132V133H161ZM13 133V132H12ZM95 133V132H94ZM231 133V134H230ZM263 133V134H262ZM14 134V133H13ZM16 134V133H15ZM38 134V133H37ZM54 134V135H53ZM171 134V136H170V133L168 134L169 136H166V137H164V138H167L168 137V139L170 138V137H173V135ZM41 135V134H40ZM73 135V134H72ZM213 135V136H212ZM231 135V136H232ZM6 136V135H5ZM103 136V135H102ZM181 136H184V138H182ZM186 136V137H185ZM230 136V137H231ZM1 137V136H0ZM11 137V136H10ZM67 137H68V139H67ZM74 137V136H73ZM150 137V136H149ZM174 138V137H173ZM172 138V139H173ZM217 138V139H218ZM240 138V137H239ZM159 139V138H158ZM188 139V140H187ZM106 140V139H105ZM110 140V139H109ZM169 140H171V139H169ZM239 140V139H238ZM74 141V140H73ZM217 141V140H216ZM223 141H221V142H219L220 143V145H222L223 143ZM2 142V141H1ZM6 142V141H5ZM10 142V141H9ZM106 142V141H105ZM149 142V141H148ZM161 142V141H160ZM176 142V141H175ZM206 142V143H207ZM212 142V141H211ZM37 143V142H36ZM155 143V144H154ZM191 143V142H190ZM218 143V144H219ZM222 143V144H221ZM48 145V146H46V145ZM187 144H185V148L186 147H188L187 149L189 150H186V149H184V147H183V149L184 150H182L181 152H183L184 151V153H186L187 151L188 152H190V145L192 144H190V145H187ZM212 144V143H211ZM217 144V145H218ZM1 145V144H0ZM8 145V144H7ZM71 145V146H70ZM104 145V144H103ZM118 145V144H117ZM177 145V144H176ZM193 145H195V146H191V149L192 148H194V147H196L197 145L194 143ZM205 145V144H204ZM219 145V146H220ZM223 145H225V144H223ZM223 145L221 146V147H223ZM229 145V144H228ZM4 146V145H3ZM146 146V145H145ZM207 146H209L208 145V143H207ZM212 146V145H211ZM141 147H142V145H141ZM153 147H155V146H153ZM200 147V146H199ZM225 147V146H224ZM38 148V147H37ZM143 148H144V146H143ZM146 148V147H145ZM148 149L147 150H149V151H151L149 148H151V147H147ZM177 148V150H178V146L176 147ZM211 148H213V147H211ZM210 148V149H211ZM226 148V147H225ZM152 149V148H151ZM161 149V148H160ZM163 149V148H162ZM161 149V150H162ZM175 148H173V150H174ZM180 150H181V148H179ZM196 149V148H195ZM38 150V149H37ZM144 150V149H143ZM146 150V149H145ZM156 150V149H155ZM176 150V149H175ZM179 150V151H180ZM186 150V151H185ZM198 150V149H197ZM201 150V149H200ZM199 150V151H200ZM225 150V149H224ZM41 151V150H40ZM59 151H60V153L61 154H59ZM191 151H193V149L191 150ZM199 151H196L197 153L199 152ZM206 151H208L207 149H206ZM152 152V151H151ZM194 152H195V150H194ZM195 152V153H196ZM45 153V152H44ZM148 153V152H147ZM200 153V152H199ZM178 154V153H177ZM183 154V153H182ZM181 153H180V155H182ZM200 154H202V153H200ZM206 154V153H205ZM3 155V154H2ZM195 156H196V154H194ZM199 155V154H198ZM203 155H204V153H203ZM88 156V155H87ZM186 156H188V155H186ZM186 156H184V157H186ZM192 157H194L193 155H191ZM75 157H77V156H75ZM92 157V156H91ZM90 157V158H91ZM191 157V158H192ZM142 158V157H141ZM149 158V157H148ZM81 159V158H80ZM140 159V158H139ZM187 159V158H186ZM209 159V158H208ZM4 160V159H3ZM32 160V159H31ZM60 160H62V159H60ZM152 161H153V159H151ZM150 160V161H151ZM157 160V159H156ZM203 160V159H202ZM34 161V160H33ZM140 161H141V159H140ZM165 161V160H164ZM215 161V160H214ZM42 162V163H41ZM59 162V161H58ZM96 162V161H95ZM148 162V161H147ZM74 163V162H73ZM144 163V162H143ZM152 163V162H151ZM202 163H203V161H202ZM201 163V164H202ZM19 164H21V163H19ZM26 164V163H25ZM29 165H30V163H28ZM35 164V163H34ZM153 164H155V163H153ZM171 164H173V163H171ZM206 164V167H208V168H215L216 170H219L220 168H221V166L219 167V163L217 162V160L215 161V162H213L212 161V158H211V160L209 159L208 161H206L204 164H203V166ZM37 165H35V166H37ZM126 165V164H125ZM148 165V164H147ZM179 165V164H178ZM23 166V165H22ZM34 165H33V163H32V165L30 166V167H33ZM38 166V167H39ZM96 166V165H95ZM105 166V165H104ZM161 166V165H160ZM19 167V166H18ZM136 168H137V166H135ZM159 167V166H158ZM172 167H174V166H172ZM171 167V168H172ZM176 167V166H175ZM36 168V167H35ZM42 170H44L45 169V167H40ZM44 168V169H43ZM61 168V169H60ZM68 168V169H67ZM153 168V167H152ZM160 168V167H159ZM162 168V167H161ZM210 168V169H211ZM212 168V169H213ZM251 168H253V167H251ZM157 171H159L158 170V168H157V166H156V168H155ZM214 169V170H215ZM254 169V168H253ZM252 169V170H253ZM36 170V169H35ZM37 170H39V169H37ZM104 170V169H103ZM110 170V169H109ZM141 170V169H140ZM144 170V169H143ZM162 170V169H161ZM161 170H160V173H161V177H159L160 176V173H159V175L157 174V176H158V179L160 178V183L162 182V181H167V180H170L171 182H166V184H167V186H166V188L168 189V185H169V183L172 185H170L172 188L174 187L175 188V190L176 189H180V191L182 190V192H183V194H185V195H187L188 197H193V198H195V194L193 193V191H192V189H190V188H188V187H186V186H184L183 184H181V183H178V181H176V180H173L174 178H172L171 179V177L169 178L168 177V179H167V177L166 176H168V174L167 175H165V174H163L162 172H164L163 170H162V172H161ZM112 171V170H111ZM155 171V170H154ZM255 169H254V172L253 171H251L250 170V174H248L247 176H238V177H236L234 180H233V183H235L236 185L238 184L239 185V188H238V190H236V191H234V190H228V191H226V198H231V195H232V198L234 197V196H240L242 193L247 197V203H248V211H247V213L248 214H250V217H248V222L247 223H245V220H242V218L240 217V215H238V214H236L235 212H232V215H233V218L235 219V221H236V224H237V226L235 227V230H236V232H232V233H229V234H223L224 236L222 237V238H220V239H218V240H221V243H220V245H222V249H220L219 251H216V256L218 257V258H220V257H223V255H228V257H233V256H236V255H234V253L235 254H237V252L239 251H241V247H243L242 248V250L243 249H245L246 247H244V246H246V241H247V238H246V235L244 236L243 234H242V227H245V229L244 230H246V227H249V228H253V230H255L254 228H256L257 227V225L255 226V223L257 222L258 223V228H256L257 230L260 228H263L264 227V225L263 224H261L262 222H260L261 220L259 219V207H261V206H259L260 204L261 205H263V203H264V179H263V181L261 180V177H260V175L258 174L259 172H257L256 171V173H255ZM36 172V171H35ZM39 173H40V171H38ZM42 172V171H41ZM251 172H253V173H251ZM31 173V172H30ZM37 173V172H36ZM35 173V174H36ZM68 173V174H67ZM91 173V172H90ZM113 173V172H112ZM117 173V172H116ZM155 173H156V171L154 172V176H156L155 175ZM166 173V172H165ZM72 174V173H71ZM139 174H140V172H139ZM251 174H253V175H251ZM36 175H40V174H36ZM116 175V174H115ZM146 175H147V173H146ZM162 175H165V177L163 176L162 177ZM99 176V175H98ZM109 176H111V174H109ZM131 176V175H130ZM135 176V175H134ZM138 176V175H137ZM187 176V175H186ZM189 176V175H188ZM175 177V176H174ZM44 178V179H43ZM112 178V181H115V185L116 186H118V189H119V192H120V189L122 190V187L120 188V186H124V184H122V182H121V180L120 179H118L117 178V180H114V178L113 177H111ZM42 179V180H41ZM98 179V178H97ZM102 179V178H101ZM110 179V178H109ZM153 179V181H151V183H153L154 184V182H157L158 181V183H159V180L157 179V181H154V179H155V177H153L152 178ZM151 179V180H152ZM163 179H165V180H163ZM175 179H176V177H175ZM41 180V181H40ZM130 180V179H129ZM140 180H142V179H140ZM144 180V179H143ZM156 180V179H155ZM162 180V181H161ZM4 181H6L5 179H4ZM4 181H1L2 182V184H4ZM37 181V182H36ZM40 181V182H39ZM128 181V180H127ZM150 181V180H149ZM1 182H0V184H1ZM7 182V181H6ZM5 182V183H6ZM71 182V181H70ZM57 183V182H56ZM105 183V182H104ZM146 183V182H145ZM186 183V182H185ZM58 184V183H57ZM98 184H99V182H98ZM106 184V183H105ZM165 183H163L162 185L160 184V186L161 187H163V185L165 186L166 185ZM180 184V185H179ZM7 185V184H6ZM128 185V184H127ZM143 185V184H142ZM0 186H2V185H0ZM51 186V185H50ZM59 186V185H58ZM75 186V185H74ZM91 186V185H90ZM93 186V185H92ZM108 186V185H107ZM154 188H155V185H152ZM169 186V188H171ZM3 187H4V185H3ZM156 187H157V183H156ZM90 188V187H89ZM93 188H95L94 186H93ZM117 188V187H116ZM165 187H163V188H159L160 189V191L159 192H161V189H163L162 191H164V189H165V191L167 190ZM172 188H171V190H172ZM7 189V188H6ZM15 189L13 190V191H15ZM58 189V188H57ZM67 189V194H66V196H67V200L68 201H71L72 202V200L73 199H75V194L73 193V192H71L70 190V188H66ZM97 189V188H96ZM151 189V188H150ZM149 189V190H150ZM223 189L224 188H221V192L223 191ZM50 190V189H49ZM124 190H126V189H124ZM148 190V189H147ZM146 189H145V191L143 192V191H140V192H142L141 194H142V197L144 198V197H146V199H148V197L149 198H151V201L152 200H154L153 202H157L158 200L159 201H161L164 197L162 196L163 194H161V196H162V199H160L161 198V196H160V194H159V197L158 196H155L154 195V193H152L151 194V191H147ZM171 190H170V194H171ZM8 191V190H7ZM12 191V192H13ZM164 191V192H165ZM167 191H169V189L167 190ZM166 191V192H167ZM173 191V190H172ZM11 192V193H12ZM47 192V191H46ZM56 192V191H55ZM99 192V191H98ZM108 192V191H107ZM117 192V191H116ZM119 192H118V194H119ZM123 192V191H122ZM163 192V193H164ZM58 193H57V195H58ZM110 193H112V192H110ZM114 193V192H113ZM124 193V192H123ZM122 193V195H124L125 194V196H126V193H124L123 194ZM9 194V193H8ZM77 194V193H76ZM96 194V193H95ZM94 194V195H95ZM117 194V195H118ZM156 194V193H155ZM174 194V193H173ZM173 194H171L172 195V197H173ZM176 194V193H175ZM12 195H13V193H12ZM64 195V194H63ZM99 195L102 197L103 195H101V192L99 193ZM115 195V194H114ZM120 195H121V193H120ZM154 195V196H153ZM157 195V194H156ZM165 195H168V198L169 199H167L168 201H166L165 199H163V200H165V202L164 203H162L161 204V202L158 204V202H157V204L156 205H159V211H160V214H162V212L161 211H163L164 210V213H166V216H165V218H162V215H160L159 214V229H161V228H165V227H167V225L169 226H173L175 223H173V222H176V221H178L177 219L175 220V218H176V216H177V214L179 215V214H181L182 215V217L184 218V220H186V218L187 219H190V218H188V217H186L189 213V210H188V204L189 203H187L186 205H182L177 199H175V197H173V199L171 198L170 199V197H169V192H167V194H165ZM170 195V196H171ZM1 197V196H0ZM10 197V196H9ZM95 197V196H94ZM121 197H123V196H121ZM8 198V197H7ZM10 198V200H12ZM93 198V197H92ZM124 198V197H123ZM167 198V197H166ZM1 199V198H0ZM4 199H6V198H4ZM9 199V198H8ZM88 199V198H87ZM94 199V198H93ZM2 200V199H1ZM0 200V201H1ZM46 200V199H45ZM162 200V201H163ZM8 201V200H7ZM7 201H5V202H7ZM87 201V200H86ZM95 201V200H94ZM107 201V200H106ZM109 201V200H108ZM25 202H27L26 203V205H24L25 204ZM48 202V201H47ZM58 202V201H57ZM98 202V201H97ZM152 202V203H153ZM1 203V202H0ZM8 203V204H9ZM56 203V202H55ZM89 203V202H88ZM92 203V202H91ZM46 204V205H45ZM59 204V203H58ZM96 204V203H95ZM154 204V203H153ZM91 205V204H90ZM98 205V204H97ZM100 205H103V204H99V207H100ZM110 205V204H109ZM199 205V203L196 205V206H198ZM225 205H227V204H225V203H223V204H221V207H223V208H229L228 207V205H227V207L225 206ZM1 206V205H0ZM71 206H73V205H71ZM95 206V205H94ZM94 206H91V207H94ZM183 206V207H182ZM47 207V206H46ZM51 207V206H50ZM84 207V206H83ZM90 207V209H91V211H92V208ZM52 208V207H51ZM108 208V207H107ZM158 208V207H157ZM5 209V208H4ZM197 209H198V207H197ZM196 209V210H197ZM7 210V209H6ZM31 210V209H30ZM45 210V209H44ZM47 210V209H46ZM50 210V209H49ZM94 210V209H93ZM111 210V209H110ZM182 210V211H181ZM188 210V211H187ZM1 211V210H0ZM32 211V210H31ZM53 211V210H52ZM88 211H89V209H88ZM179 212H182V213H179ZM188 214H187V213ZM18 213V214H19ZM46 213V212H45ZM185 215H184V214ZM0 214H1V212H0ZM27 215V214H26ZM26 215H24V216H26ZM181 215H180V217H181ZM216 215V214H215ZM64 216V215H63ZM190 216V215H189ZM40 217V216H39ZM101 217V216H100ZM181 217V218H182ZM8 218V217H7ZM41 219H42V217H40ZM169 218V219H168ZM182 218V219H183ZM27 219V218H26ZM29 219V218H28ZM37 219V218H36ZM71 219V218H70ZM195 219V218H194ZM18 220H22V222H20V221H16V222H19V223H22V225L24 226L25 225V223L26 222H24V224H23V220H24V218L22 217V219H18ZM167 220H169L168 222H167ZM170 220L172 221V223L170 222ZM175 220V221H174ZM29 221V224H33V222L31 221V220H28ZM36 221V220H35ZM35 221H34V225H35ZM38 221V220H37ZM101 221V220H100ZM215 221V220H214ZM219 221V220H218ZM7 222V221H6ZM12 222V221H11ZM15 221L13 222V225H12V227L14 228V225L16 226V223ZM42 222V221H41ZM40 222V223H41ZM88 222V221H87ZM170 222V223H169ZM215 222H217V219H216V221ZM28 223V222H27ZM39 223V222H38ZM104 223V222H103ZM158 223V222H157ZM12 224V223H11ZM64 224V223H63ZM106 224V223H105ZM113 224V223H112ZM111 224V225H112ZM7 225V224H6ZM59 225V224H58ZM100 225H101V222H100ZM110 225V226H111ZM263 225V226H262ZM32 226V225H31ZM90 226V225H89ZM102 226H104V225H102ZM113 226H115L114 224H113ZM11 227V228H12ZM27 227V226H26ZM57 227V226H56ZM174 227V226H173ZM17 228V227H16ZM60 228V227H59ZM90 228V227H89ZM103 228V230H105L106 229V226H104V227H102ZM102 228H101V230H102ZM105 228V229H104ZM109 228V227H108ZM15 229V228H14ZM111 229V228H110ZM248 229V228H247ZM251 229L250 230H248L249 232L251 231ZM17 230H18V228H17ZM54 230V229H53ZM82 230V229H81ZM117 230V229H116ZM119 230V229H118ZM118 230L116 231V233H118ZM234 230V231H235ZM238 230V231H237ZM10 231V230H9ZM36 231V230H35ZM94 231V230H93ZM112 231V230H111ZM114 232H115V230H113ZM124 231H125V228H124ZM264 231V230H263ZM12 232H13V229H12ZM20 232V231H19ZM28 232V231H27ZM103 232V231H102ZM106 232H108V230L106 231ZM114 232H113V234H114ZM123 232V231H122ZM226 232V231H225ZM245 232H247V230L246 231H244V233ZM252 232V231H251ZM15 233V232H14ZM94 233H95V231H94ZM98 233V232H97ZM228 233V232H227ZM8 234V233H7ZM33 234V233H32ZM110 234V233H109ZM24 235V234H23ZM104 236H105V234H103ZM102 235V236H103ZM120 235V233H118V235H117V237H116V235H114L116 238H118L117 240H116V238L115 239H111V243L112 244H114V246L117 248V246H120L121 244L123 245V247H124V252H125V255H128V250L130 249L131 250V247L129 246V245H127V244H129L130 243V240H129V238H128V240H129V243H127V244H125V246H124V244H123V242L120 244V245H118V240H121L122 239V237H120L119 236ZM126 236V232H124V234H121V236ZM249 235H251V234H249ZM119 236V237H118ZM151 236V234H149V237ZM10 237V236H9ZM18 237H19V235H18ZM113 237V236H112ZM126 237H128V236H126ZM209 237V236H208ZM211 237V236H210ZM21 238V237H20ZM100 238H102V237H100ZM105 238V237H104ZM107 238V237H106ZM120 238V239H119ZM124 238V237H123ZM94 239V238H93ZM99 239V238H98ZM125 239H127V238H125ZM133 239V238H132ZM147 239V238H146ZM208 239H210V238H208ZM208 239H206L205 238V240H206V242H207V240ZM103 240V239H102ZM107 240V239H106ZM182 240V239H181ZM181 240H179L180 241V243H182L181 244V246L180 247H176V246H173L172 244L170 245L169 244V250L172 252V251H181L180 252V254L181 253H183L184 254V257L185 258H187V257H191L192 258V256H195L194 258H196V256L197 257H199V256H201L200 254H198V253H196L197 252V250H196V247H195V241H196V239H195V241H194V244L193 243H191L190 244V246H189V244L185 241V239H183L182 241ZM16 241V240H15ZM121 241H124V239H122ZM136 241V240H135ZM209 241V240H208ZM212 241V240H211ZM249 241H250V239H249ZM8 242V241H7ZM132 242V241H131ZM169 242V241H168ZM31 243V242H30ZM87 243V242H86ZM211 243V242H210ZM2 244V243H1ZM12 244V243H11ZM43 244V243H42ZM96 244V243H95ZM98 244V243H97ZM109 244V243H108ZM111 244V245H112ZM133 244V243H132ZM167 245H168V243H166ZM90 245V244H89ZM206 245H208V244H206ZM2 246H4V245H2ZM91 246V245H90ZM162 246H164V245H162ZM250 246V245H249ZM134 247H136L135 245H134ZM99 248V247H98ZM111 248V247H110ZM122 248V247H121ZM159 252L157 253V261L159 260V262H163L164 260H166V259H164V257L161 255V249L160 248H162L161 246H160V244H159ZM192 248V249H191ZM247 249V248H246ZM9 250V249H8ZM14 250V249H13ZM17 250V249H16ZM121 250V249H120ZM129 250V251H130ZM158 250V249H157ZM216 250H218V249H216ZM111 252V251H110ZM238 252V253H239ZM114 253V252H113ZM117 253V252H116ZM115 253V254H116ZM197 255H196V254ZM100 254H101V252H100ZM106 254H108V253H106ZM110 254V253H109ZM156 254V253H155ZM163 254V253H162ZM170 254V253H169ZM231 254V255H230ZM104 255V254H103ZM119 255H122V254H119ZM171 255V254H170ZM177 255H178V253H177ZM105 256V255H104ZM108 256V255H107ZM168 256V255H167ZM17 257V256H16ZM201 257H203V256H201ZM118 258V257H117ZM5 259V258H4ZM110 259V258H109ZM125 260H126V258H124ZM184 259V258H183ZM193 259V258H192ZM14 260V259H13ZM103 260V259H102ZM191 260V259H190ZM184 261V260H183ZM182 261V262H183ZM222 261V260H221ZM224 261V260H223ZM5 262V261H4ZM6 262H8V261H6ZM5 262V263H6ZM18 263V262H17ZM40 263V262H39ZM110 263V262H109ZM118 263V262H117ZM123 263H125V262H123ZM130 263V262H129ZM27 264V263H26ZM120 264V263H119ZM180 264V263H179Z\"/></svg>",
	"mask_w": 264,
	"mask_h": 264
}]
</instances>
